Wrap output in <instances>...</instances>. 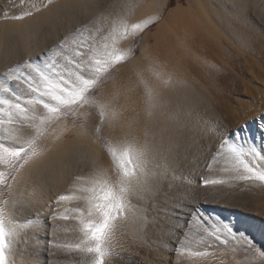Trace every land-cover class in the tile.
<instances>
[{"label":"bare ground","instance_id":"obj_1","mask_svg":"<svg viewBox=\"0 0 264 264\" xmlns=\"http://www.w3.org/2000/svg\"><path fill=\"white\" fill-rule=\"evenodd\" d=\"M167 4L168 0H0V75L52 48L86 22L88 38L102 42L111 34L110 25L123 20L129 27L145 21L149 26ZM32 5L41 11L22 20L4 15H19ZM168 7V20L157 33L145 35L138 55L133 51L141 31L116 39V48L131 60L96 97L106 117L113 109L119 113L117 123L106 118L112 148L131 138L153 148L145 172L137 173L151 189L129 197L130 209L118 220L113 255L105 264H244L251 259L246 245L233 251L232 243L209 239L208 257L181 254L180 245L206 237L203 229L212 224H227L264 250V185L236 180L201 183L229 176L224 154L212 161L224 138L264 154V0H188L187 5ZM161 69L167 76L164 81L158 79ZM149 90L159 94L152 109L146 103ZM79 115L85 123L62 116L46 129L39 145L42 155L20 168L9 183L11 192L0 196V206L16 226L11 264H87L86 257L50 245L80 239V202L55 201L75 191L74 178L90 173L92 159L110 169L113 178L117 175L110 153L94 134L100 118L87 111ZM5 170L0 165V171ZM54 213L60 216L51 220ZM64 215L69 219L61 218Z\"/></svg>","mask_w":264,"mask_h":264},{"label":"snow or ice","instance_id":"obj_2","mask_svg":"<svg viewBox=\"0 0 264 264\" xmlns=\"http://www.w3.org/2000/svg\"><path fill=\"white\" fill-rule=\"evenodd\" d=\"M52 0H48L51 3ZM41 8L32 5L19 15L6 18L22 20ZM94 24V21L92 22ZM149 21L132 24L130 27L123 20L110 25L111 34L103 36V41L95 42L88 37L91 32L88 23L75 32L65 36L52 48L37 54L0 75V165L5 171H0V196L7 190H12V184L7 181L16 180L20 168L30 161H35L42 155L41 141L45 140V131L54 125L62 116L74 113L85 105L97 104L92 91L102 81L104 75L117 63L123 62L127 56L115 46L117 38L134 36L147 27ZM98 35L103 34L96 29ZM111 41V43H109ZM131 50H129L130 52ZM158 79H167L161 69ZM159 94L149 90L146 103L149 109L157 107ZM101 123L108 118L117 123L119 113L114 109L111 116L106 117V111L100 112ZM264 117V116H261ZM260 117V119H261ZM264 121V119H261ZM185 129L187 125H184ZM99 126L94 129L98 135ZM224 154L229 167L224 169L229 173L227 178H205L204 185L225 184L228 180L255 181L264 185V154L254 146L237 145L228 138L222 139L215 155ZM153 155V148L148 143H140L135 138L110 149L113 165L117 169L115 178L110 169L103 167L94 158L90 164L87 176L77 175L74 178L75 191L60 195L55 203L62 201H79L76 217L81 233L80 239L74 244L60 245L50 241L53 248L68 253H76L87 258V264H105L106 258L113 255L111 242L119 227L118 220L130 209L129 197L142 194L151 189L147 179L141 175L147 162ZM163 167V166H162ZM211 167V164L208 165ZM8 202L3 201V205ZM81 205L83 207L81 208ZM4 206H0V264H11L10 253L12 237L16 234V226L7 218ZM60 216L54 213L50 219ZM69 219L68 215L61 217ZM207 236L199 240L190 239V245H180L181 254L187 252L196 257H208V240L214 239L222 245L232 243L236 246L246 245L251 259L244 264H264V250L258 247L244 233H238L227 224H212L204 228ZM52 235H55L53 228ZM183 235V233H182Z\"/></svg>","mask_w":264,"mask_h":264},{"label":"rangeland","instance_id":"obj_3","mask_svg":"<svg viewBox=\"0 0 264 264\" xmlns=\"http://www.w3.org/2000/svg\"><path fill=\"white\" fill-rule=\"evenodd\" d=\"M153 2L157 1V0H151ZM187 1L188 0H168V4L164 9V12L160 15L159 19L152 23L151 25L147 26L144 30H142L138 35L135 36V45H134V51L133 54L138 55L140 53L141 48L144 46L143 42L145 39V35H152L158 32L161 24H163V22H165L164 20H168L167 19V14L169 12V7L168 6H175L178 5V3H184L185 5H187ZM148 39V37L146 38ZM153 43V40L151 41ZM150 42V43H151ZM131 58L126 59L123 62L117 63L115 64L102 78V81L98 84V86L92 91V95L96 98L99 94H101V92L104 91V89L106 88V86L116 77L119 76L118 74V68H120L121 66L128 64L130 62ZM105 110V108L101 105L95 104L92 106H88L85 105L83 107H80L77 111H75L74 113H69L66 116L63 117H67L69 119V121L74 122L75 124H82L85 123V120L80 117L79 113L80 111H87L89 112L90 115L93 116H98L100 118V131H99V138L101 139L104 147L106 148V150L110 153V149L112 148V142H113V137L112 134L109 133V131L107 130V126H106V119L103 123H101V116H100V112ZM52 133V132H51ZM117 170V169H116ZM15 174V173H14ZM11 179H8V183H10ZM6 196L9 194V192L6 190L5 191Z\"/></svg>","mask_w":264,"mask_h":264},{"label":"trees","instance_id":"obj_4","mask_svg":"<svg viewBox=\"0 0 264 264\" xmlns=\"http://www.w3.org/2000/svg\"><path fill=\"white\" fill-rule=\"evenodd\" d=\"M104 146V145H103ZM106 149V148H105Z\"/></svg>","mask_w":264,"mask_h":264}]
</instances>
